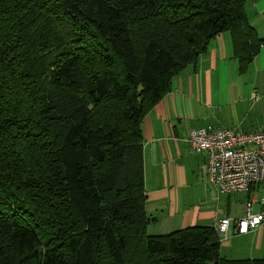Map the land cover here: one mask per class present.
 Here are the masks:
<instances>
[{
  "label": "trees",
  "instance_id": "1",
  "mask_svg": "<svg viewBox=\"0 0 264 264\" xmlns=\"http://www.w3.org/2000/svg\"><path fill=\"white\" fill-rule=\"evenodd\" d=\"M250 2L0 0V264H220L216 227L146 233L141 124L219 35L248 70Z\"/></svg>",
  "mask_w": 264,
  "mask_h": 264
},
{
  "label": "crops",
  "instance_id": "2",
  "mask_svg": "<svg viewBox=\"0 0 264 264\" xmlns=\"http://www.w3.org/2000/svg\"><path fill=\"white\" fill-rule=\"evenodd\" d=\"M247 13L264 37V0H251ZM234 48L232 34L216 37L201 55L198 68L176 76L171 91L142 121L146 212L151 218L147 227L161 224L169 233L217 227L223 218H243L246 203L260 200V194L250 192L220 195L208 182L207 155L194 153L184 141L199 128L264 131V47L243 74ZM256 95L259 99L253 98ZM240 194L243 198L237 199ZM259 210L255 203V211ZM220 254V264H249L243 261L262 258L264 225L244 235L232 225L221 241Z\"/></svg>",
  "mask_w": 264,
  "mask_h": 264
},
{
  "label": "built area",
  "instance_id": "3",
  "mask_svg": "<svg viewBox=\"0 0 264 264\" xmlns=\"http://www.w3.org/2000/svg\"><path fill=\"white\" fill-rule=\"evenodd\" d=\"M253 98L259 99L257 95ZM184 141L194 153L207 155L208 182L220 195L260 194L258 202L246 203L243 218L226 217L219 221L216 230L221 241L227 239L232 225L240 235L258 231L264 225V131L199 128L191 130ZM255 203L260 206L258 212Z\"/></svg>",
  "mask_w": 264,
  "mask_h": 264
},
{
  "label": "rangeland",
  "instance_id": "4",
  "mask_svg": "<svg viewBox=\"0 0 264 264\" xmlns=\"http://www.w3.org/2000/svg\"><path fill=\"white\" fill-rule=\"evenodd\" d=\"M251 18L249 17V21H250L251 25L254 26L252 24V22H251ZM240 198H243L242 194L238 195V197H237V199H240ZM163 221H164V219H160V222H163ZM146 233L148 235L156 236V235H163V234H166V233H169V232H167L165 229H163L161 224H157V225H151L150 227H147V232Z\"/></svg>",
  "mask_w": 264,
  "mask_h": 264
}]
</instances>
